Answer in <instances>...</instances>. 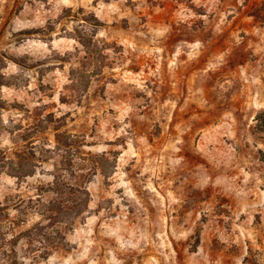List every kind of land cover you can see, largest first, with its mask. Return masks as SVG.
Here are the masks:
<instances>
[{
  "label": "rangeland",
  "instance_id": "374dc122",
  "mask_svg": "<svg viewBox=\"0 0 264 264\" xmlns=\"http://www.w3.org/2000/svg\"><path fill=\"white\" fill-rule=\"evenodd\" d=\"M0 154L17 264H264V0H0Z\"/></svg>",
  "mask_w": 264,
  "mask_h": 264
},
{
  "label": "trees",
  "instance_id": "16d2710c",
  "mask_svg": "<svg viewBox=\"0 0 264 264\" xmlns=\"http://www.w3.org/2000/svg\"><path fill=\"white\" fill-rule=\"evenodd\" d=\"M2 155V154H0ZM3 156V155H2ZM26 163L27 160L20 156L18 157V161L15 159H9L8 160V165H9V170L15 171L22 173L24 169L26 168ZM3 165L2 167H4ZM55 200H58L57 198ZM55 200L51 201L48 203V205L45 207V209L42 211L43 216H49L48 218L52 220V225L60 224V223H66V225H72L73 221L76 220L80 215L83 213V208H77L75 206H65V205H60L57 203ZM2 204L0 203V249L5 248L7 246L8 249H5V252L3 255H0V262L4 261L7 264H17V259L14 257L15 255V246H17L19 240H20V233L16 234V224L12 221L9 220V213L7 212L6 209L2 208ZM87 208V207H85ZM72 220V221H66V220ZM19 226V225H17ZM40 225L35 227V230L31 231H39L36 236H43L46 235V233H42L43 229H39ZM5 230V232H4ZM31 231H26V236H29V250L32 251L34 247L37 244L36 239L32 238ZM57 233L59 231L57 230ZM24 234V233H23ZM43 234V235H42ZM19 238V239H18ZM48 239V238H47ZM42 245V244H41ZM44 257V256H43Z\"/></svg>",
  "mask_w": 264,
  "mask_h": 264
}]
</instances>
